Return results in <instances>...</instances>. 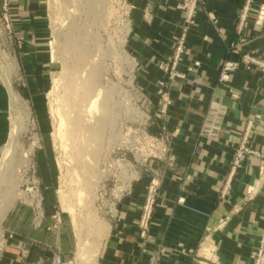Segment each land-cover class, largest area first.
<instances>
[{
	"label": "rangeland",
	"instance_id": "374dc122",
	"mask_svg": "<svg viewBox=\"0 0 264 264\" xmlns=\"http://www.w3.org/2000/svg\"><path fill=\"white\" fill-rule=\"evenodd\" d=\"M153 6L149 0L144 7L147 22L153 19ZM134 8L131 0H94L91 5L88 0H0V82L9 94L7 137L0 146V264H22L17 253L12 259L6 256L19 249L20 226L27 218L32 216V224L43 219L47 199L55 209L54 225L69 227L76 239L75 249L62 264H101L104 241L118 222L134 211L139 235L146 239L154 224L156 206L164 197L167 177L183 181L182 187L191 179L183 172L174 148L181 123L178 120L177 126H172L170 118L175 102L171 92L177 86L175 81L185 76L179 62L186 46L176 65L178 35L169 56L155 61L139 57L133 50ZM55 29L60 33L57 41ZM71 31L77 35V50L84 54L77 66L73 64L77 50L61 47ZM148 46V40L143 39L142 49ZM91 70L97 75L91 95L98 87L106 88L100 101L107 95L109 114L99 125L97 120L88 121L90 117L80 111L84 130L72 136L64 131L65 126L60 136L56 130L59 113L64 108L66 120L74 118V113L78 115L83 106H73L67 96L79 95V83ZM69 73L79 88L70 93L65 89ZM6 76L19 97L17 111L11 106ZM57 76L59 82L54 81ZM14 117L25 128L9 148L14 156H10L13 162L7 169L4 151ZM92 129L101 132L96 135ZM74 156L80 162H75ZM182 199L177 201L183 203ZM10 201L13 205L8 212H2ZM68 203L73 204L76 223L65 207ZM222 224L209 227L201 243L188 250L196 264H224L213 236ZM209 247L211 254H204ZM56 251L61 252L55 248L45 264H53ZM166 251L159 247L151 254L150 264H159ZM250 258L253 264L252 253Z\"/></svg>",
	"mask_w": 264,
	"mask_h": 264
},
{
	"label": "crops",
	"instance_id": "0c3cea01",
	"mask_svg": "<svg viewBox=\"0 0 264 264\" xmlns=\"http://www.w3.org/2000/svg\"><path fill=\"white\" fill-rule=\"evenodd\" d=\"M131 1L135 5L133 50L148 61L172 54L174 37L181 35L186 22L184 13L177 8L180 0H152L153 19L149 22L143 18L149 0ZM263 4L264 0H253L241 34L236 25L246 0H207L206 11L197 13L195 25L186 32V50L179 62L185 76L175 81L170 115L172 126H177L178 120L181 123L174 148L183 172L191 179L182 187L183 181L167 177L164 197L156 206L154 224L146 239L139 235L134 211L118 222L104 241L101 264H150L151 254L159 247L167 250L159 264H196L188 250L201 243L209 227L221 222L213 231L220 261L252 264L250 255L264 233V70L257 65L241 67L226 82H220L218 75L226 58L240 60L249 53L264 61V22L255 23ZM208 11L215 14L216 26ZM143 39L148 40V49H142ZM231 43L239 45V53L228 51ZM195 61L200 65L195 66ZM8 99V91L0 82V146L7 137ZM212 101L227 107L216 139L199 133ZM242 147L259 155L243 152L233 168ZM250 187L255 192L248 198ZM180 197L183 203L177 201ZM44 210L47 212L40 222L32 224L29 216L20 226L19 251L10 252L7 258H15L17 253L22 264H45L59 247L63 262L68 259L75 249L74 234L64 224L54 225L51 199H47ZM141 243L145 244L143 249Z\"/></svg>",
	"mask_w": 264,
	"mask_h": 264
},
{
	"label": "built area",
	"instance_id": "2783aa9c",
	"mask_svg": "<svg viewBox=\"0 0 264 264\" xmlns=\"http://www.w3.org/2000/svg\"><path fill=\"white\" fill-rule=\"evenodd\" d=\"M206 1L207 0H180L178 2L177 8L180 9L184 13L186 22L183 27V32L179 36V41L175 49L176 52H175V57H174V62H173L174 65L178 64V58L180 57L181 53H183L184 51L185 41H186V32L188 31L191 25L195 24L197 13L201 10L206 11L205 10ZM252 2L253 0H246V5L244 6L243 10L238 15L236 30L239 34L243 32L246 26L247 20L249 18V11H250V6ZM131 7H134V6L131 5ZM207 15L210 21L213 23V25L216 26L217 19H216L215 14L213 12L208 11ZM263 22H264V4L259 7L256 17H255L256 24L261 25ZM221 37L223 38L222 34H221ZM228 51L239 53V45L235 43L229 44ZM194 64L195 66H199L200 62L195 61ZM253 65H257L264 70V61L249 53L243 54L240 60H231L227 58L223 59L219 67L218 79L221 82H226L230 79L231 74L235 72L237 69L241 67L250 69ZM234 95H236V93H234ZM226 113H227L226 105L218 101H212L210 104V107L208 108L204 116L203 123L200 129V132H199L200 135L205 136L209 139H216L219 136L220 131L222 129V123L224 121ZM243 152H248L251 154L259 155L257 151H254L251 149L249 150L245 147H242L240 149V152L234 159L233 168H235L236 165L239 164L240 160L243 157ZM262 170H264V167H262ZM227 186L230 187V183ZM254 192H255L254 187H250L247 191L248 198H251ZM225 194L226 192L223 194V197L225 196ZM150 203L151 202H149V206H150ZM252 259H253V264H264V233L262 234L258 245L255 247V249L252 252ZM62 263H63L62 253L60 251L54 252L53 264H62Z\"/></svg>",
	"mask_w": 264,
	"mask_h": 264
},
{
	"label": "bare ground",
	"instance_id": "6f19581e",
	"mask_svg": "<svg viewBox=\"0 0 264 264\" xmlns=\"http://www.w3.org/2000/svg\"><path fill=\"white\" fill-rule=\"evenodd\" d=\"M93 1L94 0H88V2H89V4L91 5L92 3H93ZM61 20V19H60ZM58 23V22H57ZM63 23V22H62ZM61 23V24H62ZM60 27V26H59ZM58 27V28H59ZM55 31H56V29H55ZM54 36H55V40L57 41V39L59 38V36H60V33L58 32V30L54 33ZM77 36V35H76ZM75 36V34H74V32L73 31H71V32H69L68 34H66V37H65V41H64V43L63 44H61V47L63 48V49H65V51L67 50H72V51H74V50H77L79 47H78V39H77V37ZM63 38V37H62ZM58 46H60V45H58ZM62 49V50H63ZM53 55H54V52H53ZM74 55V54H73ZM83 56H84V54H83V50H77V56H75L76 57V59H74L75 60V62L73 63V64H77L79 61H81L82 59H83ZM54 58H56V57H54ZM67 61V60H66ZM78 65H79V63H78ZM77 66V65H76ZM65 67V66H64ZM72 68V67H71ZM91 68V67H90ZM74 69H75V67H74ZM2 70V69H1ZM94 70V69H93ZM72 71H73V69H72ZM73 72H75V70L73 71ZM94 71H92L91 70V72L89 73V75H88V78L87 79H84L85 81L81 84V83H79L81 86H78V87H80V89L79 88H77L76 87V79H74V76L72 75V73L70 74L69 73V75H67L66 76V78L65 77H63V78H65L66 79V84H65V89H66V91H68L69 93L70 92H72L74 89H79V91H77L76 90V92H79V95H69L68 94V96H67V98L69 99V100H71L72 101V103H73V106L74 105H77V108L79 107H81V106H83L81 109H79L78 111H79V113H78V115H77V113H74V114H76V116L74 115L73 117L74 118H70V120L68 119V120H66L65 119V117L63 116V113H65L66 114V111H65V109L63 108L62 110H64L63 112H62V114L61 113H59V115H60V118H59V121H58V125L56 126V130H57V133L60 135V136H63V134L65 133L64 131L66 130V132H67V134L68 135H72L73 136V134H75L76 135V132H78L79 131V129H80V132H81V129H83L84 128V125L85 124H83V118H82V116H81V112H83L84 114H86V116H89L90 118L88 119V121L89 120H94V122H96L95 120H97V122L99 123V125H100V123H102V122H104L105 120H106V118H107V116H108V114H109V108H108V97H107V95L103 98V100L102 101H100V97L102 96V94L104 95V91H105V89L106 88H104V90H103V88H97L95 91H94V93L91 95V93L93 92V90H94V88H95V85H96V77H97V75L95 76L94 75V73H93ZM8 73V72H7ZM96 73V72H95ZM6 74V73H5ZM59 74V73H58ZM61 74V73H60ZM59 74V75H60ZM66 74V73H65ZM64 75V74H63ZM86 75V74H85ZM76 76V75H75ZM81 77V76H80ZM60 78V76H57V77H55L54 78V81L55 80H57V82H59V79ZM4 79H6L5 80V85H6V87H7V89L9 90V93H10V96H11V106L17 111L18 110V102H19V97H18V95L16 94V92H15V90L12 88V85H11V81H10V79H9V77H4ZM64 79V80H65ZM61 80H63V79H61ZM75 80V81H74ZM82 81V80H81ZM98 81H99V78H98ZM74 82H75V86H74ZM78 83V82H77ZM98 83H100V82H98ZM101 85V84H100ZM99 86V85H98ZM76 87V88H75ZM97 87V86H96ZM59 93V92H58ZM74 93V92H73ZM111 93V92H110ZM78 94V93H77ZM64 95V96H65ZM71 98V99H70ZM87 99H88V101H87ZM62 100V99H61ZM64 100H65V98H64ZM63 100V101H64ZM66 101V100H65ZM85 101H87V103L85 104ZM57 102V101H56ZM64 104V103H63ZM66 104V103H65ZM68 105V104H67ZM81 105V106H80ZM61 106V105H60ZM68 106H70V105H68ZM62 107V106H61ZM77 108H74V109H76V111H77ZM61 110V108H60V111H62ZM68 111V110H67ZM75 111V112H76ZM77 111V112H78ZM81 111V112H80ZM17 113V112H16ZM97 113V114H96ZM70 114H71V112H70ZM16 115V114H15ZM96 115H98L99 117L97 118L96 117ZM71 116V115H70ZM17 117V116H16ZM16 117H14V125H12V128H11V131H9V135H8V137H9V140H8V142H7V146H6V149H5V151H4V155H5V159H7V162L5 161V163H6V168L8 169V168H10V166H11V164H12V162H13V159H11V157H13L14 155H13V153H11V151H9V148L11 147V146H13V143L17 140V136L19 135V133L21 132V130H23V123H21L20 121H18L17 120V118ZM66 121H68V122H66ZM87 121V120H86ZM91 122V121H90ZM88 123V122H87ZM96 123H94V125H95ZM103 124V123H102ZM96 125H98V124H96ZM65 126H67V128L65 127ZM65 127V129H64V131H63V128ZM85 127H86V125H85ZM25 128V127H24ZM91 128H94V127H92L91 126ZM99 129H100V126L98 127ZM86 129V128H85ZM84 130V129H83ZM87 130H91V129H87ZM97 131V133H98V129H96ZM92 131H94L93 129H92ZM95 132V131H94ZM93 132V133H94ZM96 132H95V134H96ZM99 132H101V130L99 131ZM67 134H65V135H67ZM100 134V133H99ZM67 135V136H68ZM97 135V134H96ZM65 137V136H64ZM61 138V137H60ZM68 138V137H67ZM69 139V138H68ZM62 140V139H61ZM65 142H63V147L65 148ZM13 148V147H12ZM79 152H80V150H79ZM79 152H78V154H79ZM77 154V155H78ZM80 155V154H79ZM11 156V157H10ZM75 157V156H74ZM9 159V160H8ZM11 159V160H10ZM80 158H77V157H75V162H80V160H79ZM77 160V161H76ZM4 162V161H3ZM91 163V162H90ZM79 164V163H78ZM81 164H83V162H81ZM92 164H94L93 162H92ZM2 167V166H1ZM4 167V166H3ZM2 167V168H3ZM88 182V181H87ZM89 183H86V186L88 185ZM91 185V184H90ZM89 185V187H91ZM78 193V202H81L82 201V197H81V194H79V191L77 192ZM77 193H76V195H77ZM11 196V195H10ZM13 198V197H12ZM183 200V199H182ZM13 205V201H10V203H9V205H7V206H5V207H3V211L2 212H6L11 206ZM73 204H71V203H68V204H66V209L68 210V212H70L72 215H73V213H74V208H73V206H72ZM0 210H1V208H0ZM8 212V211H7ZM76 216V215H75ZM75 216L73 215V217H74V220H75V223L77 222L76 221V218H75ZM108 227V226H107ZM105 228V227H104ZM109 228H107V229H105L104 231H102V232H106L107 230H108ZM80 236V235H79ZM86 242V241H85ZM84 244V243H83ZM82 246V245H81ZM86 247V246H85ZM88 248H89V246H88ZM92 249V248H91ZM83 250H85V248L83 249ZM88 250V249H87ZM205 250V253L204 254H208V255H210L211 254V250H212V248H205L204 249ZM90 251H92V250H90ZM94 251V250H93ZM92 253V252H91ZM90 253V254H91ZM95 253H96V251H95ZM84 254V253H83ZM82 254V255H83ZM80 257V256H79ZM84 257V256H83ZM81 258H82V256H81ZM94 259V258H93ZM93 263V262H92ZM94 264V263H93ZM95 264H97V262H95Z\"/></svg>",
	"mask_w": 264,
	"mask_h": 264
}]
</instances>
